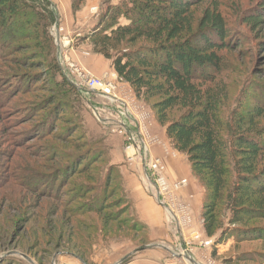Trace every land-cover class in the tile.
Segmentation results:
<instances>
[{"label": "rangeland", "instance_id": "374dc122", "mask_svg": "<svg viewBox=\"0 0 264 264\" xmlns=\"http://www.w3.org/2000/svg\"><path fill=\"white\" fill-rule=\"evenodd\" d=\"M50 1L57 19L49 29L39 27L26 7L21 6L16 17L10 13L0 16V264H83L77 258L86 264H111L117 257L108 260L114 252L105 248L108 242L115 244L136 235L129 229L134 227L124 194L115 182L109 187L106 183L107 136L119 133L97 120L83 94L64 85L57 40L67 44L63 54L70 65L96 76L69 53L78 54L83 47L81 58L104 57L94 50L90 25L98 29L100 21L91 8L101 5L106 9L103 3L117 5L123 0H90L78 19L77 13L65 14ZM206 10L222 14L231 36L227 39L230 48L219 51L225 69L216 74L208 68V74L215 73L216 78L214 82L207 79L204 86L225 89L228 97L221 107L225 119L235 107L245 113L255 106L264 107V0H204L192 8L193 30L183 34L185 39L198 34ZM258 12L262 23L251 28L245 19ZM119 23L125 25L128 20L121 17ZM142 44L152 42L139 39L121 49ZM137 99L157 121L153 103L158 98ZM95 101L102 110L106 102L98 97ZM181 111L175 109L170 117H178ZM256 123L264 139V116ZM98 130L103 136L94 132ZM222 134L227 138V130ZM203 182L196 179L202 201ZM226 204L224 199L216 214L215 235L208 237L204 232L202 238L213 244L206 247L207 257L203 253L200 262L264 264V218L248 219L243 227H235ZM249 229L260 233L251 231L244 239L242 230Z\"/></svg>", "mask_w": 264, "mask_h": 264}, {"label": "trees", "instance_id": "16d2710c", "mask_svg": "<svg viewBox=\"0 0 264 264\" xmlns=\"http://www.w3.org/2000/svg\"><path fill=\"white\" fill-rule=\"evenodd\" d=\"M202 1L103 3L106 9L101 6L99 28L92 27L91 33L94 50L113 59L111 66L131 85L138 98H158L153 103L158 123L165 127L173 148L187 156L194 177L204 181L202 218L206 235L212 237L216 231V214L224 199L235 227L248 219L264 218V139L256 123L257 118L264 116V107L255 106L247 113L242 107H235L225 119L221 113L223 98L228 97L225 89L217 91L204 86L207 79L214 82L216 74L225 69L219 51L230 48L227 39L231 32L220 12L206 10L194 39L183 37L185 32L193 30L192 8ZM85 3L86 0H72L73 13L80 11ZM21 6L32 11L39 27L49 29L56 22L50 0H0V16L10 13L16 17ZM121 17L128 23L121 25ZM245 22L253 28L262 23V14L251 15ZM105 25L109 33L104 31L108 29ZM139 39L152 44L121 49L123 44H134ZM113 51H116L114 56ZM208 68L216 74L209 75ZM63 83L81 95L65 77ZM177 108L182 109L180 115L171 118ZM226 130L227 138L222 134ZM108 171L107 187L115 182L117 190L124 194L123 203L130 214L118 168L109 163ZM129 218L134 227L129 229L136 231L137 220L133 216ZM251 231L260 233L242 230V237L246 239Z\"/></svg>", "mask_w": 264, "mask_h": 264}, {"label": "crops", "instance_id": "0c3cea01", "mask_svg": "<svg viewBox=\"0 0 264 264\" xmlns=\"http://www.w3.org/2000/svg\"><path fill=\"white\" fill-rule=\"evenodd\" d=\"M71 1L72 0H52V2L56 3L57 7L65 14L72 13ZM89 4H91L90 0H87L83 10L77 12V19L85 14ZM93 25L94 23L90 25V28H92ZM78 49V54L76 51L70 52L69 54L80 60L96 76L116 72L111 68V63L104 57L95 56L81 58L82 56H79V52L84 48L79 47ZM102 110L104 118H110L114 121L116 117V109L114 107L104 104ZM153 119V132L158 134L163 141H168L165 127L161 126L154 116ZM98 126L100 127L99 124ZM104 127L109 129L107 126ZM92 129L97 130L95 126H92ZM94 132L103 136L100 130ZM103 134L106 133L104 132ZM107 138L109 163L116 166L119 170V175L122 180V189L129 201V212L139 224L137 227L138 230L136 229L135 231L136 235H133L132 238L120 242L117 241L115 244L109 241L105 246V248L108 247L109 250L114 249V252H112L108 258L109 261H112L111 258L115 260L117 257L111 264H184V257H174L171 253L172 250L174 251L177 249H188L190 255L199 262L202 261L201 258L203 253H205L207 257V248L200 247L199 243L193 241L192 237L194 232L200 233L203 237L205 230L204 220L202 218V192L196 184V179L187 156L178 151L177 157H171L166 155L159 145L153 146L151 149L152 155L154 157H159L165 163L167 167L166 174L170 181L182 178H187L189 180L188 186L180 192L179 196L181 200L190 207L193 223L192 226L184 229L182 232L183 244L176 245L177 237L174 225L164 208H162L153 197L152 192L146 188L138 162L135 161L133 164L129 163L127 159V154L129 152L124 148V137L119 133V135L115 134V136L108 135ZM77 259L81 261V263L86 264L83 259ZM205 260V263H207L206 258Z\"/></svg>", "mask_w": 264, "mask_h": 264}, {"label": "built area", "instance_id": "2783aa9c", "mask_svg": "<svg viewBox=\"0 0 264 264\" xmlns=\"http://www.w3.org/2000/svg\"><path fill=\"white\" fill-rule=\"evenodd\" d=\"M91 10L99 16L101 6L95 5ZM57 44L60 52H62L63 76L84 95L88 107L91 108L100 123L107 126L112 132L122 134L124 148L129 152L127 154L129 163L138 162L147 189L152 192L158 204L168 214L180 241L179 245H182V232L192 226L193 223L190 207L179 196L180 192L188 186L189 180L182 178L170 181L166 174L167 167L165 163L159 157H154L151 149L153 146L159 145L164 153L171 157H177L178 151L173 148L169 141H163L158 134L153 132V114L139 105L137 95L124 78L119 76L117 72L97 77L89 70L70 65L63 54L64 46L67 44L65 42L63 44V41L59 39ZM95 97L101 98L108 106L116 109L114 121L103 117L102 110L98 108ZM192 237L193 241H197L202 248L213 244V240L202 238L200 233L194 232ZM171 253L174 257H184V264H204L191 256L188 249L172 250Z\"/></svg>", "mask_w": 264, "mask_h": 264}]
</instances>
